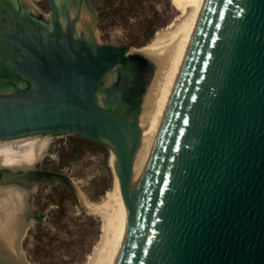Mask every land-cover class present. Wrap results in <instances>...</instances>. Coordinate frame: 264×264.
Returning <instances> with one entry per match:
<instances>
[{
    "label": "water",
    "instance_id": "water-1",
    "mask_svg": "<svg viewBox=\"0 0 264 264\" xmlns=\"http://www.w3.org/2000/svg\"><path fill=\"white\" fill-rule=\"evenodd\" d=\"M48 1L54 36L33 25L0 30L1 64L22 80L0 85V264H32L21 240L30 216L44 221L32 214L36 183L60 182L76 205L84 195L67 175L39 169L62 135L109 149L127 212L110 264H264V0L203 1L159 134L138 118L143 53L95 40L85 0L62 5L74 24L60 40Z\"/></svg>",
    "mask_w": 264,
    "mask_h": 264
},
{
    "label": "rangeland",
    "instance_id": "rangeland-1",
    "mask_svg": "<svg viewBox=\"0 0 264 264\" xmlns=\"http://www.w3.org/2000/svg\"><path fill=\"white\" fill-rule=\"evenodd\" d=\"M89 3L95 12L100 44L126 46L134 51H140L157 34L168 32L172 25L185 19L172 0ZM31 4L42 13H49L46 0H31ZM151 68L144 65L143 84ZM48 153L58 162L47 155L40 163L42 169L67 175L91 203L106 200L113 184L107 147L75 135H62L52 139ZM37 186L31 196L33 212L45 215V221L41 225L32 224L23 237L21 248L25 259L32 264H90L104 241L101 217L80 211L64 185L40 182Z\"/></svg>",
    "mask_w": 264,
    "mask_h": 264
},
{
    "label": "bare ground",
    "instance_id": "bare-ground-1",
    "mask_svg": "<svg viewBox=\"0 0 264 264\" xmlns=\"http://www.w3.org/2000/svg\"><path fill=\"white\" fill-rule=\"evenodd\" d=\"M27 1L33 6L31 0ZM203 1L204 0H172L173 5L181 12L182 17L185 19L177 25H172L168 32L157 34L148 45L138 51L139 53H143L149 61V63H144V65L147 64L152 66L150 74L142 86L141 98L139 101L140 110L138 118L144 129L159 134V128H161L163 124L189 51ZM188 8L190 9V13L188 12ZM90 12H92L91 9ZM98 35L99 32L95 27V40H99ZM131 51H134V49ZM54 137L56 136H53L52 139ZM51 141L48 143L47 152ZM149 147L150 146L142 147L135 162L132 180L128 185H125L127 191L131 193H134L138 186ZM46 156L47 155L42 156L39 162V169H41L40 163ZM70 181L73 182L71 178ZM54 183L61 184L60 182ZM37 185L38 183L35 184V189ZM34 193L35 191L33 194ZM77 200L78 204L76 206L80 211L91 215H98L103 220L105 236L98 255L102 256L100 264H110L127 213L125 203L118 196L117 183L113 181L111 192H108L106 200L102 203H91L85 195ZM33 211L34 207L32 205V213ZM34 223L38 222L33 220L30 216V227Z\"/></svg>",
    "mask_w": 264,
    "mask_h": 264
},
{
    "label": "flooded vegetation",
    "instance_id": "flooded-vegetation-1",
    "mask_svg": "<svg viewBox=\"0 0 264 264\" xmlns=\"http://www.w3.org/2000/svg\"><path fill=\"white\" fill-rule=\"evenodd\" d=\"M46 1L48 4V10H49L48 14L42 13L39 10V8L31 6L30 4H27L21 0H0V30L6 31V30H8L7 25H12V26H14V28H16V30L24 31L26 26L28 27V25H33L34 27H36L39 30H45V31L51 32L52 35L54 36L55 24H54L53 16L51 14V8H50L49 1L48 0H46ZM53 1L57 7L56 30H57L59 39L62 40L64 38V36L67 35L68 26L71 23L74 24V22H73L74 20L70 19V16L67 12V9L66 10L63 9L62 5L63 4L64 5L71 4L70 2H72V0H61V2L59 0H53ZM83 1L84 0H76L74 2L73 6L74 5H76V7H78L79 5L81 6ZM85 1L88 2L87 4L91 9L90 3H89L90 0H85ZM35 11H36V13H35ZM15 18H17L16 22H14ZM95 23H96V21H95ZM84 35H86L88 41L91 40L90 32L84 33ZM77 36H78V34H77ZM77 36L75 35L74 39H77ZM15 50L18 51L16 48H15ZM0 52H1V49H0ZM1 59H3V56L0 54V66H2V68L6 69L8 71L9 75L8 74L7 75L1 74L0 85H9V86L11 85L12 86V84L14 85L15 82H17V84H18L20 81H22L19 78L13 77L11 75V73L9 72L7 67L4 66L3 64H1V61H2ZM16 59H17V57L14 54H12V56L8 57V60H11V61H14ZM17 89L22 90V88H16L15 91H12L10 93L16 92ZM2 92H5V90ZM42 170H44V169H42ZM46 171H51V170H46ZM32 214H35V213L33 212ZM36 215H38V214H36ZM44 220H45V215H44Z\"/></svg>",
    "mask_w": 264,
    "mask_h": 264
}]
</instances>
